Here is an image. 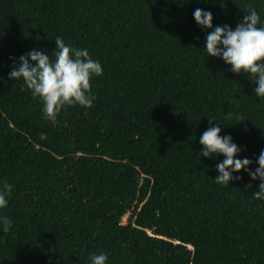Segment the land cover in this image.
Returning a JSON list of instances; mask_svg holds the SVG:
<instances>
[{"label": "trees", "instance_id": "1", "mask_svg": "<svg viewBox=\"0 0 264 264\" xmlns=\"http://www.w3.org/2000/svg\"><path fill=\"white\" fill-rule=\"evenodd\" d=\"M196 7L213 26L249 7L264 20V0H0V183L12 186L0 264H88L101 250L106 264H264L259 180L241 169L229 186L213 181L222 156L197 143L214 119L254 168L264 97L205 57ZM57 35L102 72L89 107L45 117L7 72L31 48L51 53Z\"/></svg>", "mask_w": 264, "mask_h": 264}, {"label": "clouds", "instance_id": "2", "mask_svg": "<svg viewBox=\"0 0 264 264\" xmlns=\"http://www.w3.org/2000/svg\"><path fill=\"white\" fill-rule=\"evenodd\" d=\"M191 15L194 23L205 31L201 48L205 57H218L231 72L246 73L253 84L252 93L264 97V20L259 18L257 10L249 7L234 27L227 22L213 26L209 9L196 7ZM53 42L51 53L39 48L21 53L7 72L10 80L19 81L21 87L29 89L41 101L45 117L53 116L63 105L89 107L95 98L90 91V77L102 72L100 61L93 59L86 47L71 45L60 35ZM208 121L197 143L201 146L200 156H222L215 164L217 175L212 180L229 186V181L241 178L238 173L243 169L250 181L259 180L251 196L264 200V148L255 157V167L250 169L253 161L237 155L241 148L231 135L221 134L222 125L214 119ZM11 187L8 182L0 183V208L7 205ZM11 222L7 215H0V231L6 232ZM107 259V253L102 250L89 253L88 264H106Z\"/></svg>", "mask_w": 264, "mask_h": 264}, {"label": "rangeland", "instance_id": "3", "mask_svg": "<svg viewBox=\"0 0 264 264\" xmlns=\"http://www.w3.org/2000/svg\"><path fill=\"white\" fill-rule=\"evenodd\" d=\"M126 220V218H125V216L123 217V219H122V221H125Z\"/></svg>", "mask_w": 264, "mask_h": 264}]
</instances>
